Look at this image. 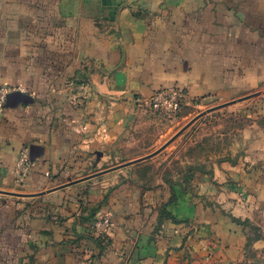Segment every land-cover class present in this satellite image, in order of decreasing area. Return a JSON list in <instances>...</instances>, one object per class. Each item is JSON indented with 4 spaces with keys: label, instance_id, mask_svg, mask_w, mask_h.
I'll return each instance as SVG.
<instances>
[{
    "label": "crops",
    "instance_id": "obj_1",
    "mask_svg": "<svg viewBox=\"0 0 264 264\" xmlns=\"http://www.w3.org/2000/svg\"><path fill=\"white\" fill-rule=\"evenodd\" d=\"M263 85L264 0H0V264L243 261L233 218L258 210L237 212L230 172L195 192L124 172L68 179L120 147L161 90L189 107Z\"/></svg>",
    "mask_w": 264,
    "mask_h": 264
},
{
    "label": "rangeland",
    "instance_id": "obj_2",
    "mask_svg": "<svg viewBox=\"0 0 264 264\" xmlns=\"http://www.w3.org/2000/svg\"><path fill=\"white\" fill-rule=\"evenodd\" d=\"M89 162L87 171L75 174L68 183L110 170L115 176L124 172L139 180L163 176L167 181H184L195 192L194 182L202 178L211 185L221 181L231 185L230 172L240 182L236 191L229 190L230 201L239 214L254 216L258 210L255 220L242 221H249L245 228L252 238L264 241V85L229 100L212 99L189 107L183 102L174 116L150 107L131 120L120 147L94 151ZM257 259L264 261V247L253 245L249 260Z\"/></svg>",
    "mask_w": 264,
    "mask_h": 264
},
{
    "label": "built area",
    "instance_id": "obj_3",
    "mask_svg": "<svg viewBox=\"0 0 264 264\" xmlns=\"http://www.w3.org/2000/svg\"><path fill=\"white\" fill-rule=\"evenodd\" d=\"M11 88H2L0 90V110H2L6 104V98ZM184 92L181 89L161 90L155 94L150 100L149 104L156 111H162L168 116H174L180 109L184 100ZM17 169L23 176L27 175L31 170V162L29 159V149L25 148L18 160ZM98 227H111L112 221L106 217L97 223Z\"/></svg>",
    "mask_w": 264,
    "mask_h": 264
},
{
    "label": "trees",
    "instance_id": "obj_4",
    "mask_svg": "<svg viewBox=\"0 0 264 264\" xmlns=\"http://www.w3.org/2000/svg\"><path fill=\"white\" fill-rule=\"evenodd\" d=\"M233 221L236 222L237 224L241 225L244 228H245V226H248L249 225V221H242V220L236 219V218H233ZM102 239L105 240V238H102ZM259 240H260V238H252L251 236L248 238V242H247V246H246V254H245V257H244L243 261L238 262L237 264H264V261H262V260H258L257 259L256 262H250V260H249V254H250L251 247H253L254 243L256 241H259ZM101 241H103V240H101ZM101 241H100V238H98V240H96V242L99 245H100V242ZM253 256H254V258H256V255H253Z\"/></svg>",
    "mask_w": 264,
    "mask_h": 264
},
{
    "label": "water",
    "instance_id": "obj_5",
    "mask_svg": "<svg viewBox=\"0 0 264 264\" xmlns=\"http://www.w3.org/2000/svg\"><path fill=\"white\" fill-rule=\"evenodd\" d=\"M190 125V124H189ZM189 125H187L183 130H181L171 141H173L174 139H176ZM170 141V142H171ZM155 154H152V155H150V156H147V157H145V158H142V159H139V160H136V161H134V162H130V163H128V164H125V165H129V164H132V163H136V162H140V161H145V160H147V159H149V158H151L152 156H154ZM118 168V167H117ZM114 169H116V168H114ZM114 169H111V170H114ZM108 171H110V170H108ZM108 171H105V172H108ZM105 172H103V173H105ZM102 173V174H103ZM95 176H97V174L95 175Z\"/></svg>",
    "mask_w": 264,
    "mask_h": 264
}]
</instances>
